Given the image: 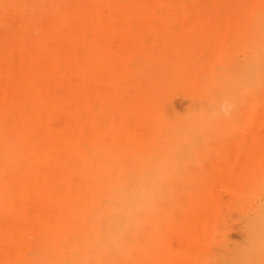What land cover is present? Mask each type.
<instances>
[{
    "label": "rangeland",
    "instance_id": "rangeland-1",
    "mask_svg": "<svg viewBox=\"0 0 264 264\" xmlns=\"http://www.w3.org/2000/svg\"><path fill=\"white\" fill-rule=\"evenodd\" d=\"M8 1L0 0V18L3 13L12 14L14 6L30 13H39L32 11L37 8L43 14L35 19L42 22L38 35L50 38L52 44L45 48L38 40L35 44L40 47L21 49L17 54L21 57L19 75L29 82L8 85L0 81V169L3 171L2 160L8 158L10 163V171L0 174V264H35L47 253L45 248L37 251L28 241L29 233L44 228L43 222H38L44 213L31 205L33 190L37 200L46 201L52 180L48 174L30 172L29 138L36 136V131L39 143H47L51 159H58L57 169L66 166L68 174L74 171L75 151L70 145L86 155L85 142L97 143L103 134L124 145L122 141L149 139L157 129L183 128L181 137H153V146L168 145L169 153L180 151L188 141L192 154L197 140L202 139L198 157L182 159L175 165L177 174L163 170L153 178L144 213L135 223L136 230L146 236L136 246L144 256L132 262L229 264V257L242 253L248 243L246 233L264 221V80L249 79L250 63L264 42L243 30V26L248 31L259 29L264 0H54L41 7H34L32 0L6 4ZM7 30L8 26H0V37ZM181 41L184 43L177 44ZM0 54L4 57L1 70L12 75L11 50L2 45ZM173 57L174 83L163 93L164 102L158 97L161 87L149 91L143 83L139 85L141 93L134 96L137 102L124 96L121 81L135 66L159 62V73L166 76ZM89 59L92 74L98 72L102 78L81 81ZM48 73H61L64 82L55 95L45 99L42 89L31 81L41 82ZM260 77L264 78V63ZM234 78H239V87L224 115L222 112V120L206 132L209 109L220 105L216 98L224 82ZM68 85L78 89L76 97L62 92L68 91ZM204 86V99L190 96L191 89ZM30 87L34 92L27 93ZM175 99L191 107L186 118L172 117ZM29 121L35 123L33 130ZM3 124L19 125V129L13 132L14 128ZM201 164L208 167L203 169ZM191 167L200 172L192 179L183 175ZM126 172L142 178V163H129ZM113 183L118 185V180ZM163 185L168 186L165 191L160 190ZM114 201L109 216L115 209L125 210L122 200L114 197ZM55 202L63 205L65 201L60 196ZM77 217L75 212L69 216L72 221ZM101 222L91 224L97 240ZM258 240V251L247 264H264V229ZM98 247L94 250L87 241L80 251L84 257L107 251L104 244ZM63 255H70V250L64 249ZM120 263L127 261L122 257Z\"/></svg>",
    "mask_w": 264,
    "mask_h": 264
},
{
    "label": "bare ground",
    "instance_id": "bare-ground-1",
    "mask_svg": "<svg viewBox=\"0 0 264 264\" xmlns=\"http://www.w3.org/2000/svg\"><path fill=\"white\" fill-rule=\"evenodd\" d=\"M32 1L34 7H41L42 5L54 2V0ZM32 11L39 13H30L29 11L19 9L18 6H14L12 14L3 13V17L0 18V26H8L6 34L0 37V48L2 45H6L11 50L14 62L10 66V70L15 71L10 75L6 73V69L1 70L0 68L1 83L5 81L8 85H12L22 80L26 83L29 82L19 75L21 57L17 54L21 49L27 50L40 47L35 44V41L38 40L44 42L45 48H49L50 44H52L50 38L38 35V28L42 26V22L35 19H37L36 15L40 17L43 14L37 8ZM258 20V30L248 31L249 28L247 26H243V30L247 31L251 36L258 38L260 42H264V11ZM43 34H47V32ZM183 43L181 41L177 44ZM263 45H259L257 58L250 63L252 70L249 73V79L251 78L255 81L260 79L259 83L264 80L263 77H260L261 63H264ZM40 53L45 55L44 51H40ZM39 57L41 56L39 55ZM26 58L24 57V59ZM174 59L173 57L169 63V73L166 76L159 73L161 72L160 67H158L161 65L159 62L144 67L142 65L135 66L134 72L121 81L120 85L126 89L124 96L131 97V100L136 101L134 96L141 93L139 85L143 83V86L149 89V91L161 87L162 92L158 94V97L160 101L164 102L163 93L166 92L165 90L169 88L170 84L174 83L172 74L174 62H176V59ZM0 60H4L2 54H0ZM89 61L87 62L88 67H86V71L79 78L81 81H86L89 77L102 78L98 72L92 74L90 64L92 60L89 59ZM191 68L189 67L188 70H191ZM104 70L106 72L107 69ZM3 73L8 75L2 76L1 74ZM63 79L64 76L61 73L52 75L48 73L47 77H43L41 82L34 83L35 79H33L31 84L42 89L40 91L43 97L48 99L55 95L56 88L63 85ZM239 83V78L224 82L221 94L216 98L220 102V105L209 109L210 117L205 122L204 129L206 132L213 129L216 121L222 120L229 101L232 100L234 91L239 87ZM67 88V92H62L70 93L69 97H76L75 94L79 93L78 89L73 88L72 85H68ZM32 92H34L32 91V87L28 88L27 93ZM206 94L205 86L200 90H190L192 98L204 99L205 97L201 96H206ZM190 109L189 104L184 103L181 99H175V103L170 110L173 118L181 116L180 118L182 119L186 118ZM32 123L33 121H29L31 130L35 127V123L31 125ZM2 126L11 130L14 128L12 124H3ZM156 128H159V126H156ZM18 129L19 125H15L13 132H17ZM23 131H25L24 128ZM183 133V128L178 126L167 127L162 130L157 129L149 139L143 138L141 139L142 141L139 140L141 141V145L138 147H134L139 142H136V139L126 143L122 141L124 145H128L124 146L118 141L114 143L110 137H106L103 134L102 140L97 143L89 144L85 142V146H88L86 155L82 154L80 149L70 145L71 149L75 151L74 159L71 162L74 171L68 174L66 166H60L57 169L58 159H51L47 143H39V139L36 137L38 136V132L36 131V136L29 138L30 149L28 156L31 162L30 172L40 175L48 174L52 180L48 182L50 190L46 193V201L37 200L35 190H33L31 205L33 206V210L36 209L44 213L45 217L40 218L43 220L38 221L40 224L43 222L44 228L38 231L37 234L29 233L28 241L31 247L37 249V251L41 248L47 249L46 255L39 256L35 264H81L84 262L87 264H121L122 257L125 258L127 264H133L132 260L135 261L137 258L142 259L144 255L137 251L136 246L144 241L146 236L142 233L141 229L136 230L135 223L138 217L144 213L146 202H148L149 198L148 190L153 178L163 170L177 174L179 168H175V165H178L182 159L192 155H194L193 159L197 158L201 151L200 147L203 145L202 139L197 140L195 151L189 154L186 145L188 141H186L180 151L176 150L169 153L171 149L168 148V145L156 148L152 144V139L153 137L167 139L168 135L174 139L183 136ZM170 142L175 143V141ZM39 146H41L39 151L35 150ZM57 148V151L61 152V148L59 146ZM143 155L147 157L143 159ZM61 156L62 154L59 153L58 157ZM7 160L8 158L2 160L3 171L0 169V174L10 171V163ZM139 161L142 163V178L135 177L126 172V167L129 163L137 164ZM201 166L203 169L208 167L206 164H201ZM199 173L195 167H191L187 168L183 175L192 179ZM202 174H204L203 171H201ZM113 180H118V185L113 183ZM174 184L179 185L177 181H174ZM167 187V185H163L160 190L165 191ZM40 192L43 191L40 190ZM73 193L76 194L74 197H71L70 194L72 195ZM60 196L64 198L65 202L63 205L55 204L56 197ZM114 197L122 200L125 204V210L121 212L115 209L114 215L109 216L111 207L115 205ZM73 212L77 213L78 217L72 221L69 216ZM262 215L264 217V209ZM99 220H102V222L100 239L97 240L94 239L95 232H93L91 224ZM8 221L13 223V225H17L13 219ZM263 227L264 221H258L255 227L246 233L248 241L246 249L242 253L229 257V264L248 263L253 256L252 254L258 251V247L260 246L258 237L264 229ZM0 238H3L1 233ZM56 241H59L60 245L55 244ZM87 241L92 243L94 250L99 248L98 245L104 244L107 246V251L100 255L89 253L84 257L80 249ZM131 243H133V247H131ZM67 248L70 250V255L64 256L63 250ZM210 249L211 251L213 250L212 248ZM211 251L209 250V252Z\"/></svg>",
    "mask_w": 264,
    "mask_h": 264
}]
</instances>
